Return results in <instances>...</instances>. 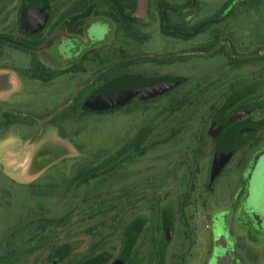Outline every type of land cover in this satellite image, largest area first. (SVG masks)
Returning a JSON list of instances; mask_svg holds the SVG:
<instances>
[{"label":"rangeland","instance_id":"obj_1","mask_svg":"<svg viewBox=\"0 0 264 264\" xmlns=\"http://www.w3.org/2000/svg\"><path fill=\"white\" fill-rule=\"evenodd\" d=\"M224 2L146 0L128 24L110 0H0V264H46L53 247L49 264H264V54L118 65L32 140L120 56L205 51L221 37L235 54L258 51L264 0H235L212 26ZM118 79L170 86L94 111ZM142 130L148 142L111 163Z\"/></svg>","mask_w":264,"mask_h":264},{"label":"water","instance_id":"obj_2","mask_svg":"<svg viewBox=\"0 0 264 264\" xmlns=\"http://www.w3.org/2000/svg\"><path fill=\"white\" fill-rule=\"evenodd\" d=\"M146 9V0H137V8L135 11L136 17H141L144 15ZM216 49L213 48L209 53L206 55H210L214 52ZM264 51V47H262L257 53L253 55H245V56H239V55H232V57L240 60H248V59H254L260 56V54ZM190 54H196L192 52H182L167 56H158V55H151V54H144V55H138L133 57H126V58H119L115 61H113L111 64L105 66L104 68L97 71L86 83L79 86L71 98L67 100L65 103H63L61 106L57 107L53 112H51L47 117L42 119L38 122V126L36 129L35 136L32 138H36V136L39 134L42 127L49 123L52 119H54L57 115H59L62 111H64L66 108H68L77 98V96L80 94L81 91L87 89L90 87L100 76L108 72L109 70L113 69L117 64L124 61H133L137 59L142 58H154V59H171V58H177L180 56L190 55ZM170 84L166 81H153V82H128L124 84L114 85L112 86L107 93V99L109 102H111L114 106H118L126 102L130 97H132L134 94L140 91H144L147 95H155L160 92L165 91L168 89Z\"/></svg>","mask_w":264,"mask_h":264},{"label":"flooded vegetation","instance_id":"obj_3","mask_svg":"<svg viewBox=\"0 0 264 264\" xmlns=\"http://www.w3.org/2000/svg\"><path fill=\"white\" fill-rule=\"evenodd\" d=\"M111 2H112V4L115 6V8L117 9V12H118V15H119V17H120V20H122L123 22H125V23H128V24H134L140 17H136L135 16V11H136V8H137V0H135V5H134V9H133V11H131V12H129V13H124V11H122V7L121 8H119V5L117 4V2L115 3L114 2V0H110ZM234 2H235V0H226V2H224L223 4H222V8H220L219 9V12L217 11V15L216 16H213L212 17V26H214V25H216L217 23H220L222 20H224V19H226V18H229V16H231L232 15V13H233V7H234ZM90 6H89V10H90ZM121 9V10H120ZM88 10V11H89ZM145 12H146V9H145ZM145 14V13H144ZM162 18H163V24H165V22L167 21V16L165 15V13H163L162 14ZM29 20L30 19H28V21H26V24L28 25V22H29ZM32 21V20H31ZM112 22H114L113 20H112ZM216 23V24H215ZM199 26L201 27L202 26V24L200 23V24H197L196 26H195V30L197 31L198 30V28H199ZM173 31H175V32H180L181 30H179L178 28L176 29V28H174V29H172ZM62 31H64V32H67L68 34H70V35H78V36H80V34H74V33H70V32H68V30L66 29V28H62V27H60L58 30H57V33L59 34L60 32H62ZM195 31V32H196ZM182 32V31H181ZM56 33V34H57ZM37 46H38V44H37ZM216 47V49L214 50V52L213 53H211L210 55H206L207 53H209L213 48H215ZM221 47H223L224 48V50H225V52H226V55H227V57H228V61L230 62V63H236L237 61H248V60H255V59H258L262 54H264V51L260 54V56L259 57H257V58H254V59H248V60H240V59H236V58H234V57H232V55L231 54H233V55H238V54H235L234 52H233V50H232V48H231V46H230V40L229 39H227L226 37H221L220 39H217L216 41H215V43L210 47V48H208V49H206L205 51H179V52H174V53H169V54H163V55H160V54H156V53H139V54H133V55H129V56H120V57H118V58H116L115 60H117V59H119V58H126V57H133V56H138V55H144V54H151V55H158V56H167V55H172V54H177V53H182V52H192V53H196V54H190V55H185V56H180V57H177V58H171V59H154V58H142V59H137V60H133V61H124V62H120L119 64H117L113 69H115L118 65H121V64H129V63H133V62H135V61H140V60H152V61H167V60H174V59H180V58H184V57H189V56H195V57H210V56H212V55H214ZM262 47H264V46H262ZM261 47V48H262ZM260 48V49H261ZM259 49V50H260ZM258 50V51H259ZM258 51H256L255 53H257ZM255 53H253V54H255ZM253 54H250V55H253ZM239 56H245V55H239ZM114 60V61H115ZM113 62V61H112ZM111 62V63H112ZM110 63V64H111ZM113 69H111V70H113ZM111 70H109V71H111ZM108 71V72H109ZM108 72H106V73H108ZM105 73V74H106ZM101 77V76H100ZM99 77V78H100ZM98 78V79H99ZM97 79V80H98ZM96 80V81H97ZM153 81H159V80H152V81H142V80H133V79H118L117 81H114V82H108L107 83V85H105L106 87H104L103 89L101 88V89H99L98 90V92H97V96H98V93H104V94H102L103 95V97H105V102L107 103V104H109L110 106H113V104L111 103V102H109V100L107 99V93H108V90L112 87V86H114V85H119V84H124V83H128V82H153ZM93 85V84H92ZM203 86H205V85H203L202 83H198V84H196L190 91H188L187 93H184V95L182 96V98L180 99V100H178V102L179 103H185V102H187V98H188V95L190 96V97H192L193 95H192V92H197L201 87H203ZM89 88V87H88ZM84 91V90H83ZM82 92V91H81ZM140 92H142L144 95H146V96H154V95H147L144 91H140ZM137 93H139V92H137ZM136 93V94H137ZM96 94V93H95ZM136 94H134V95H136ZM133 95V96H134ZM155 95H157V94H155ZM195 95V94H194ZM94 96V95H93ZM132 96V97H133ZM95 97V96H94ZM94 97H92L90 100H92V101H98L97 99L95 100L94 99ZM131 98V97H130ZM129 98V99H130ZM128 99V100H129ZM127 100V101H128ZM125 103V102H124ZM250 112H248V113H246V114H249ZM242 114H244V112L242 113ZM250 190H251V187H250Z\"/></svg>","mask_w":264,"mask_h":264},{"label":"trees","instance_id":"obj_4","mask_svg":"<svg viewBox=\"0 0 264 264\" xmlns=\"http://www.w3.org/2000/svg\"><path fill=\"white\" fill-rule=\"evenodd\" d=\"M68 32L74 33V34H81L82 33V30H81V28H78V29H68ZM87 89H85V90H87ZM102 94H104V93H102V92L101 93H98V96H95L94 97L95 100L96 99L98 100L97 101L98 102V105H96V106L94 105L97 108L96 109H93V110L96 111V112H98V113H104V112H108V110H110L108 107H106L107 103L104 101L105 100V97H103ZM103 103L104 104L106 103V104L104 105ZM67 109L68 108H66L61 113H64ZM150 135H151L150 133H144V130L140 131V133L129 144L125 145V147L122 148L120 151H118L116 153V155L110 157L111 163L116 158H118L120 156L121 157H128L130 155V152H137L141 146H143L146 142H148ZM96 170L98 171L99 169H96ZM88 172H87V174H88ZM99 172H95V173H93V175L94 176H98L100 174ZM87 174H85L84 171H79V172H77V178H83V176L84 175L86 176ZM85 179H86V177H85ZM85 179H82V180L84 181ZM131 245H132V238H130L129 241L124 246L123 254H125V252L128 250V248L131 247ZM54 249H55V247H53L51 249V251L49 252L48 257H47L46 264H49L51 262ZM123 257H124V255H122V259H123ZM113 264H122V262H120V258H119Z\"/></svg>","mask_w":264,"mask_h":264}]
</instances>
